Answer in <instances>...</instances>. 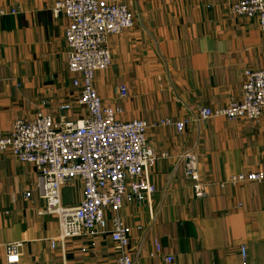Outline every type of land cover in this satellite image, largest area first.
Returning <instances> with one entry per match:
<instances>
[{
    "label": "crops",
    "instance_id": "obj_1",
    "mask_svg": "<svg viewBox=\"0 0 264 264\" xmlns=\"http://www.w3.org/2000/svg\"><path fill=\"white\" fill-rule=\"evenodd\" d=\"M61 0H0V130L39 113L60 121L84 120L80 90L69 72L68 20L53 13ZM123 1L134 27L111 36L113 62L96 74L105 104L123 121L148 125L147 146L157 156L145 175L155 192L126 204L122 217L135 264H264V183L221 187L228 178L264 172V115L256 122L200 120L202 108L219 109L242 98L245 73L264 67V40L256 18L236 16L238 0ZM127 97L120 99L118 90ZM70 104L67 113L61 107ZM186 122L183 133L165 124ZM193 149L199 175L209 184L203 199L185 178L183 154ZM36 168L0 153V264L6 247L22 244L19 264H117L110 235L115 213L106 211L103 233L56 242L57 215L46 213ZM84 198L74 180L62 206ZM155 243L161 246L156 254ZM247 253L242 258V249Z\"/></svg>",
    "mask_w": 264,
    "mask_h": 264
},
{
    "label": "built area",
    "instance_id": "obj_2",
    "mask_svg": "<svg viewBox=\"0 0 264 264\" xmlns=\"http://www.w3.org/2000/svg\"><path fill=\"white\" fill-rule=\"evenodd\" d=\"M53 13L68 20L65 37L70 50L69 72L74 86L80 90L79 104L88 116L81 121L65 116L55 121L52 116L39 113L34 120H18L10 134L0 130V153H9L23 164L36 168L38 191L47 205L46 213L57 215L60 235L56 242L103 233L105 214L115 213L109 232L118 254L117 264H135L131 256V240L120 212L126 204L140 203L155 192L145 181L146 172L157 162L154 151L147 146L148 125L142 120L123 121L122 110L105 104L98 95L94 81L96 74L108 70L113 62L109 49L111 36L121 35L134 27V14L123 1L61 0ZM236 16L256 18L264 40V0H238L231 6ZM242 98L225 108L200 110V120L216 118L256 122L264 115V67L245 73ZM120 99L127 97L125 88L118 90ZM72 106L61 107L63 113ZM175 125L183 133L186 122ZM185 178L192 182L196 199L209 193V184L201 181L200 160L195 150L183 154ZM74 180L83 185L84 198L72 208L62 206V191ZM264 183V172L240 174L228 178L221 187L247 183ZM156 254L161 246L155 243ZM22 244L6 247L7 264H19ZM242 258L247 253L242 249ZM168 263L175 259L168 257Z\"/></svg>",
    "mask_w": 264,
    "mask_h": 264
}]
</instances>
